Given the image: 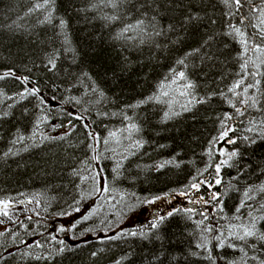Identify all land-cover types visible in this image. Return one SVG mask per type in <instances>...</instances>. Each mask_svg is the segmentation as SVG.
<instances>
[{
  "label": "trees",
  "instance_id": "trees-1",
  "mask_svg": "<svg viewBox=\"0 0 264 264\" xmlns=\"http://www.w3.org/2000/svg\"><path fill=\"white\" fill-rule=\"evenodd\" d=\"M262 21L264 0H0V201L21 203L0 264H264ZM191 188L210 212L91 236Z\"/></svg>",
  "mask_w": 264,
  "mask_h": 264
},
{
  "label": "rangeland",
  "instance_id": "rangeland-1",
  "mask_svg": "<svg viewBox=\"0 0 264 264\" xmlns=\"http://www.w3.org/2000/svg\"><path fill=\"white\" fill-rule=\"evenodd\" d=\"M217 150L219 151V157L222 159L224 157H226L227 155H229V151L226 149L225 147H219L217 148ZM194 189V187H192ZM188 190L187 192H180V193H176V194H167V195H161V196H157L151 199H148L146 202H144V204L141 206V208H139L138 212L133 213L132 215H130L129 217H127L124 220H120L118 221L114 227L108 228L106 230H102L99 233H95L92 234V237H102V236H108V235H115L121 231H126L129 228H135V227H140L139 224L141 223H146V221H152V223H156L158 222L161 218H163L164 216L172 213L173 211L176 210H190V211H194L197 210L196 209H191L189 207L186 206L187 203H191L192 200H190L189 196L192 193L193 189ZM209 194H211L212 196L209 198V196L207 198H205L207 201L203 202L202 204L206 205V208L204 210H201L203 213L206 212H210L212 207L210 206V204L214 202V199L216 197V192L211 190L209 191ZM209 200V201H208ZM160 201H164L165 202V206L167 208H165L166 211H154L156 209V203L160 202ZM181 201L183 203V205L181 206H177V202ZM26 202V201H25ZM4 203L8 204V207L5 209L4 208ZM20 205L21 203H11L8 201H0V232L4 229L7 228L8 224L3 223L1 221V219L4 221L5 219H7V217L12 218V220L16 219L14 216L15 210H19L20 209ZM23 205V203H22ZM151 205V206H149ZM82 209H77L75 211H73L72 213H67L63 216H60L59 219L62 222V224L66 227V228H70L75 220L77 218H79L82 213H81ZM7 212V215H4V212Z\"/></svg>",
  "mask_w": 264,
  "mask_h": 264
},
{
  "label": "snow or ice",
  "instance_id": "snow-or-ice-1",
  "mask_svg": "<svg viewBox=\"0 0 264 264\" xmlns=\"http://www.w3.org/2000/svg\"><path fill=\"white\" fill-rule=\"evenodd\" d=\"M234 2L237 4V5H239L240 4V0H234ZM262 23H264V21H262ZM138 26V25H137ZM124 31H128V29H125ZM236 31H238V29H236ZM258 50H261V49H258ZM181 63H183V61H181ZM54 66V65H53ZM247 66V64H245V65H243L242 67H246ZM4 75L5 76H7V75H10V73H4ZM179 77L181 78V79H183L184 78V73L183 72H180L179 73ZM3 77H0V79H2ZM25 80L27 79V78H24ZM243 81H240V82H237V84L236 85H234V88H239L240 87V84L242 83ZM258 83V82H257ZM187 87H191V85L189 84V85H187ZM249 87H251V85H249ZM233 89H230V91H232ZM244 91L246 92L247 91V88H245L244 89ZM223 135L224 136H226L227 135V132H224L223 133ZM219 169H217V171H218ZM217 182H219V181H217ZM194 187H198V185H194ZM8 207V204L7 203H4V208L6 209ZM4 215H7V212L5 211L4 213H3ZM254 233H252L251 231H248V230H245V232H244V236H241V237H239L240 239H244V237H246V236H250V235H253ZM262 238H264V237H262Z\"/></svg>",
  "mask_w": 264,
  "mask_h": 264
},
{
  "label": "flooded vegetation",
  "instance_id": "flooded-vegetation-1",
  "mask_svg": "<svg viewBox=\"0 0 264 264\" xmlns=\"http://www.w3.org/2000/svg\"><path fill=\"white\" fill-rule=\"evenodd\" d=\"M212 195L211 194H209V198L211 197ZM189 198H190V200H192V201H194V202H197V204H201V203H203V202H206L207 200L205 199V198H207V197H204V196H202L201 194H199V193H197V192H192V194H191V196H189ZM182 202L181 201H179V202H177V206H182ZM154 205H156L159 209L157 210V211H159V210H162V209H165L166 208V206H165V202L164 201H160V202H158V203H156V204H154ZM160 208H162V209H160ZM166 210H167V208H166ZM166 210H162V211H166Z\"/></svg>",
  "mask_w": 264,
  "mask_h": 264
},
{
  "label": "water",
  "instance_id": "water-1",
  "mask_svg": "<svg viewBox=\"0 0 264 264\" xmlns=\"http://www.w3.org/2000/svg\"><path fill=\"white\" fill-rule=\"evenodd\" d=\"M149 206H151V205H149ZM186 206L189 207V208H192V209H194V208H200L201 210H204L206 208V205H204V204L198 205L196 202L187 203ZM158 209L159 208L156 207V209L154 211L156 212ZM163 210H165V209H163Z\"/></svg>",
  "mask_w": 264,
  "mask_h": 264
}]
</instances>
